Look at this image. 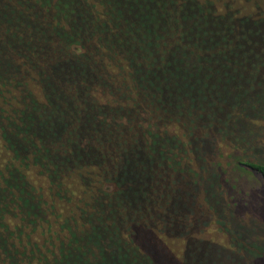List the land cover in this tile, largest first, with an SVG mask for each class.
Instances as JSON below:
<instances>
[{"label": "trees", "instance_id": "16d2710c", "mask_svg": "<svg viewBox=\"0 0 264 264\" xmlns=\"http://www.w3.org/2000/svg\"><path fill=\"white\" fill-rule=\"evenodd\" d=\"M4 1L9 9L0 23L20 16L32 18L31 26L47 21L48 39L40 42H53L64 65L53 83L28 46L11 48L9 37L19 25L2 34L0 264H191L189 257L202 251L197 264H233V253L225 260L223 248L203 237L223 217L215 143L239 140L241 133L216 119L199 128L184 112V95H178V108L157 102H166L167 89L170 95L181 91L184 65V88L193 101L199 94L208 99L221 65L225 73L238 62L257 80L254 104H264L258 93L264 82V8L242 14L229 5L219 10L214 0H77L84 8L77 20L64 8L75 0ZM180 9L177 26H164L166 13L177 18ZM136 11L139 22L132 16ZM190 14L196 19L191 26ZM16 40L23 42L21 35ZM171 54L180 65L167 71ZM162 78L170 86L163 88ZM257 110L255 116L264 117V108ZM246 111L229 116L248 118L247 124L255 116ZM204 137L206 151L200 148ZM239 165L264 179V163ZM183 183L189 188L183 207L196 217L176 221L164 211L169 195L182 197Z\"/></svg>", "mask_w": 264, "mask_h": 264}, {"label": "rangeland", "instance_id": "374dc122", "mask_svg": "<svg viewBox=\"0 0 264 264\" xmlns=\"http://www.w3.org/2000/svg\"><path fill=\"white\" fill-rule=\"evenodd\" d=\"M17 1L18 0H10V3L11 5L13 2L16 4ZM75 1L76 2L71 1V3L65 2L64 8L77 20H81L84 8L77 3V0ZM214 1L219 10H225L229 5L233 10H239L242 14H255L264 8V0ZM28 2L30 3V1ZM29 3H27L30 5L29 9L34 7V5ZM8 9L5 1L0 0V16H3ZM29 9L24 10V12ZM37 11L38 10H35V12ZM166 14L165 21L167 22H164L163 25L169 26L170 24H175V26H177L184 12L181 9L178 10L177 18L173 16L174 12H167ZM132 16L135 17L136 22L141 20V14L137 11L133 12ZM192 16L191 14L186 16V20L189 21V26L196 20L192 18ZM176 19H178V22ZM32 20V18L20 16L13 21L7 20L5 23H0V43L5 40L2 34L9 33L11 35L12 32L10 28L13 25H19L18 32L16 31L18 28L15 30V36L9 37L10 45L13 43L11 48H16V45H18L17 47L28 46L29 50L34 53L33 57L39 61L38 66L52 76L51 82L54 83L53 78L56 77L60 80L62 77L58 68L63 67L64 64L62 61L64 58H61V54L56 50L53 42L46 44L40 42H46L48 39L45 33V31H49L47 21L35 20L36 23L31 26ZM221 24L223 25V23ZM137 28L139 31L146 33V29L142 27V24H139ZM18 35L22 36L23 42L21 44L20 40H16ZM32 46H35V49H32ZM41 47H44L45 50H42ZM175 59H177V57L171 54L170 62L172 65L166 66L167 71L175 70V68L180 65ZM188 68L189 67L186 65L182 68V73L185 78H183L184 84L181 91L176 94L175 91L171 90L173 92L172 95H174L172 96L169 93L170 89H167L168 99H165V103L158 101L157 104L159 106L162 104H166L167 106L169 104V106L178 108V105H183L181 103L178 104V95H184L185 100L189 101V105L187 104L188 106L183 108L184 112L190 120L196 121L199 128H201L203 124L216 119L215 121H219L221 125L231 122V125L235 126V131L241 133L239 140L236 138L237 140L228 139L223 142L219 139L215 143L214 152L217 153L213 157V166L217 169L216 171L218 174H223L221 185L224 202V205L221 206L223 217H221L222 219L219 217L216 218L218 219V223H212L206 229L205 234L203 233V238L206 243L209 244L212 242L217 247L223 248L221 251L224 253H222V256H224L225 260L226 255H229L230 252L233 253V264H264V179L253 169L239 165V161L245 162L247 160L264 163V117L255 116L258 112L257 109L264 108V104H254L255 90L252 89V81L256 82L257 80H255V76L251 74L250 71L247 72L244 66L238 62H233L225 73L222 72L223 68L221 65L220 73L215 75L216 77L214 76L215 78L210 81V85L207 88L206 95L208 99H201L199 94L193 102L192 95H189L188 89L184 88L189 75ZM73 71L75 70L73 69ZM191 79L195 81L196 78L194 74ZM162 80L163 88L168 85L170 86L168 81H165L163 78ZM61 89L68 91L65 87ZM248 90H250L249 93H247ZM258 93L264 94V82L259 86ZM223 99L231 104H219ZM246 100L249 101V104H236L238 101L244 102ZM171 103L173 104L170 105ZM192 105L195 107H192ZM243 107H247L245 115L248 116L253 113L252 116H255L247 124L248 118L242 117L241 120L236 121L229 116L230 112L238 111L239 108ZM253 108H255L254 112ZM205 138L206 137H204V139ZM204 139L198 140L197 143L202 145ZM205 141V144L200 146L203 151H206V149L208 150L210 147L208 139H205ZM59 145L58 141H55V144H53L54 147H58ZM162 175L168 178L171 177L170 173L164 174L163 171ZM162 180L163 178L161 177V182H163ZM205 181L210 185L212 182L211 176L206 175ZM180 186L183 190L182 197H180L179 193H172V195H169V202L167 203L164 213H166L168 217H175L176 221L184 220L180 217L190 216V218H195L196 215H193L188 208L183 207L184 204L188 203L187 192L189 188L184 183ZM178 223H180V221ZM192 245L193 243L191 246ZM191 249L193 250V247ZM205 254L206 253L202 251L196 256L191 255L189 257V262L191 264H197L194 259L199 261L205 257ZM118 260H120V258ZM229 264H231V262Z\"/></svg>", "mask_w": 264, "mask_h": 264}]
</instances>
